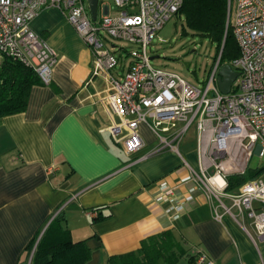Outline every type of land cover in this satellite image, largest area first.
Listing matches in <instances>:
<instances>
[{"label":"crops","instance_id":"0c3cea01","mask_svg":"<svg viewBox=\"0 0 264 264\" xmlns=\"http://www.w3.org/2000/svg\"><path fill=\"white\" fill-rule=\"evenodd\" d=\"M31 21L59 59L51 82L32 87L24 111L0 117V264H32L39 243L68 240L87 256L84 264H122L120 256L138 255L143 240L165 230L187 250L177 264L182 258L190 264L198 249L217 264H264V242L256 244L231 216L215 220L200 191L187 194V209L171 218V203L155 197L158 180L188 178L180 155L152 153L158 140L146 124L139 130L146 145L128 155L109 132L115 116L105 101L108 77L92 76L84 38L53 6ZM126 44L115 43L121 50L111 71L116 76L131 64ZM194 140L185 137L180 149L196 165Z\"/></svg>","mask_w":264,"mask_h":264},{"label":"built area","instance_id":"2783aa9c","mask_svg":"<svg viewBox=\"0 0 264 264\" xmlns=\"http://www.w3.org/2000/svg\"><path fill=\"white\" fill-rule=\"evenodd\" d=\"M113 1L99 0L93 19L88 0H0V63L12 57L34 68L42 83H50L58 53L32 28L31 20L47 6L64 11L93 53L92 76L107 74L105 101L115 116L108 127L114 139L128 155L139 152L146 145L140 125L146 124L158 140L152 153L175 152L189 170L188 178L178 184L158 180L155 200L169 201L167 211L179 219L187 209V194L200 191L215 220L231 216L256 244L264 242V174L235 188L228 178L245 174L254 154L264 156V0H237L231 26L239 56L224 62L221 52L202 87L175 71L154 67L149 54L152 41L184 0ZM116 41L130 44L131 64L121 76L111 72L119 65ZM224 63L238 72L227 93L217 77ZM190 127L196 165L180 149ZM192 255L190 264H217L201 249Z\"/></svg>","mask_w":264,"mask_h":264},{"label":"trees","instance_id":"16d2710c","mask_svg":"<svg viewBox=\"0 0 264 264\" xmlns=\"http://www.w3.org/2000/svg\"><path fill=\"white\" fill-rule=\"evenodd\" d=\"M178 15L185 17V24L196 32L206 34L222 48V61H228L239 56L240 51L233 32V27L227 24L230 5L228 0H184ZM42 83L34 68L5 56L0 63V117L24 111L28 105L32 87ZM43 84V83H42ZM264 167L248 168L243 175H231L230 188H235L244 181L262 175ZM33 243L31 247H33ZM78 243L71 240L53 245L39 243L32 264H84L87 256L77 254ZM138 255L134 252L120 256L122 264H177L187 253L171 230L143 240ZM75 248L74 258L71 250ZM194 255L189 257L190 263Z\"/></svg>","mask_w":264,"mask_h":264},{"label":"rangeland","instance_id":"374dc122","mask_svg":"<svg viewBox=\"0 0 264 264\" xmlns=\"http://www.w3.org/2000/svg\"><path fill=\"white\" fill-rule=\"evenodd\" d=\"M228 1L230 12H228L227 24L230 25L231 23L232 25L237 0ZM107 3L114 4V1L107 0ZM101 12L102 9L99 10V14ZM152 42L149 46L150 56L159 55L151 59L154 67L175 71L189 82L201 87L207 82L213 63L222 50V48L217 47V42L208 35L187 27L185 17L178 14L167 21ZM115 43L120 45L125 42L116 41ZM120 51L119 49L116 50L117 56ZM223 61L228 62V59L225 58ZM186 138L194 140L192 127H190ZM249 166L254 169L264 167V156L260 157L258 154H254ZM262 174L264 173L262 172ZM178 264H185V259L182 258Z\"/></svg>","mask_w":264,"mask_h":264},{"label":"water","instance_id":"95a60500","mask_svg":"<svg viewBox=\"0 0 264 264\" xmlns=\"http://www.w3.org/2000/svg\"><path fill=\"white\" fill-rule=\"evenodd\" d=\"M90 7H91V11H92V15H93V19L95 17H97V12H98V6L99 5V0H88ZM159 55H154L151 56V58H155L158 57ZM236 75H238V72L236 70L233 69V67L231 66V64L229 63H224L222 65V67L219 70V76L218 77V84L220 89L227 93L230 91L231 85L233 84V81L236 79Z\"/></svg>","mask_w":264,"mask_h":264}]
</instances>
